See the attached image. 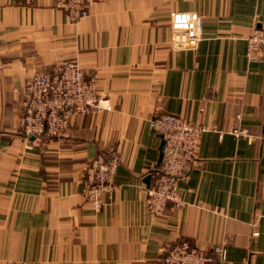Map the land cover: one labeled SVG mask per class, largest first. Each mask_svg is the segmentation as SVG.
Returning <instances> with one entry per match:
<instances>
[{
	"label": "crops",
	"instance_id": "0c3cea01",
	"mask_svg": "<svg viewBox=\"0 0 264 264\" xmlns=\"http://www.w3.org/2000/svg\"><path fill=\"white\" fill-rule=\"evenodd\" d=\"M72 21L54 0H0V264H164L188 241L209 264H264V145L232 130L264 128V58L247 56L264 0H88ZM203 19L196 48L172 50V14ZM77 61L107 108L59 135L27 137L22 117L36 72ZM168 112L211 126L179 182L184 204L151 214L148 189ZM119 158L115 189L96 209L86 170ZM227 242L220 261L213 246Z\"/></svg>",
	"mask_w": 264,
	"mask_h": 264
},
{
	"label": "built area",
	"instance_id": "2783aa9c",
	"mask_svg": "<svg viewBox=\"0 0 264 264\" xmlns=\"http://www.w3.org/2000/svg\"><path fill=\"white\" fill-rule=\"evenodd\" d=\"M37 0H24L33 4ZM58 8L67 12L72 21L89 15L88 0H54ZM202 16L197 11H175L172 14L170 47L172 50L196 48L201 40ZM247 56L251 60L264 58V27L256 26L247 38ZM107 108L97 89L95 78H86L84 70L75 60H68L51 69L36 72L28 85V102L22 117V128L27 137L44 134L59 135L70 119L95 109ZM152 129L163 140L159 170L153 185L148 189L146 204L151 214L163 213L169 202L175 207L184 204L179 182L195 156L201 136L211 126L200 117L186 119L164 112L150 119ZM238 137L261 141L264 145V128L253 132L248 127L233 128ZM120 160L107 152L94 157L86 170L84 195L96 208L104 205V196L115 189V178ZM227 242L213 246L220 261L227 257ZM213 258L188 241L173 245L164 264H209Z\"/></svg>",
	"mask_w": 264,
	"mask_h": 264
}]
</instances>
